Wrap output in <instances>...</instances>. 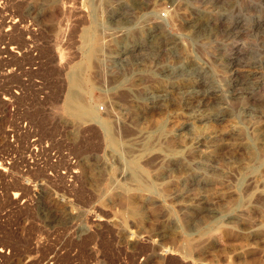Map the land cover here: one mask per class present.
<instances>
[{
    "label": "rangeland",
    "instance_id": "obj_1",
    "mask_svg": "<svg viewBox=\"0 0 264 264\" xmlns=\"http://www.w3.org/2000/svg\"><path fill=\"white\" fill-rule=\"evenodd\" d=\"M263 159L264 0H0V264H264Z\"/></svg>",
    "mask_w": 264,
    "mask_h": 264
},
{
    "label": "bare ground",
    "instance_id": "obj_2",
    "mask_svg": "<svg viewBox=\"0 0 264 264\" xmlns=\"http://www.w3.org/2000/svg\"><path fill=\"white\" fill-rule=\"evenodd\" d=\"M10 27H9V29L11 28V29H15V28H17L18 27V25H16L15 23H13V22H11L10 24ZM204 25V24H203ZM200 26V25H199ZM206 26V25H205ZM204 26V27H205ZM208 26V25H207ZM206 26V27H207ZM203 26L201 27L202 29H201V32L202 31H204V28ZM199 28V27H198ZM18 29V28H17ZM200 31V30H199ZM123 54V53H122ZM118 60V59H117ZM123 60V59H122ZM120 61V60H119ZM210 88V87H209ZM8 89H10V88H8ZM70 90H72V89H70ZM6 95V94H5ZM9 96H5L3 99H4V101L6 102V101H8L9 100ZM66 100L68 101V102H72V101H74L75 100V98H74V95L71 93V92H69V91H67L66 92ZM9 102V101H8ZM76 111V110H75ZM82 113V112H81ZM78 114V113H77ZM86 117H87V119L88 120H90L91 122L92 121H94V123L96 122V123H99V124H101V126H102V129L105 131L104 133H106V131H108V125L106 124V123H103L102 122V120L101 119H99L98 118V116L96 115V114H94L93 112H91L90 110H89V112H87L86 114ZM74 116V115H73ZM85 117V118H86ZM160 128H163V127H160ZM19 129H20V127H19ZM159 129V127L157 128V130ZM161 129H159V131H160ZM155 131V130H154ZM6 136V135H5ZM110 136V141H111V143L112 144H114V147H115V145H117V142L115 141V140H113V137L111 136V135H109ZM249 136V135H248ZM114 138H116V137H114ZM253 138V137H252ZM246 139H247V137H246ZM249 139V138H248ZM251 139H249L248 141H250ZM245 141V140H244ZM251 141H253V140H251ZM119 142H121V141H119ZM257 142V141H256ZM254 143V142H253ZM148 144V143H147ZM28 145V144H27ZM253 145V144H252ZM247 146V145H246ZM254 146V145H253ZM111 147H113L112 145H111ZM151 147V146H150ZM249 147V146H248ZM255 147H256V145H255ZM117 148V147H116ZM144 148V147H143ZM257 148V147H256ZM172 151V150H171ZM249 154H251V152L249 153ZM261 154V153H260ZM263 155V154H262ZM262 155H260V157L262 156ZM257 156H259V154L257 155ZM255 157V156H254ZM7 158V157H6ZM131 158V157H130ZM255 160V159H254ZM264 160V159H263ZM130 161V160H129ZM132 161V160H131ZM252 162V161H251ZM255 162V161H254ZM3 163V162H2ZM5 163V162H4ZM257 163V162H256ZM259 163H261V162H259ZM263 164H264V162H262ZM12 164V163H11ZM134 164V163H133ZM251 165V164H250ZM134 166H136L135 164H134ZM133 166V167H134ZM252 166V165H251ZM251 168V167H250ZM9 169V167L7 168V166H0V173H2V174H5V173H7V170ZM130 169H134V168H131L130 167ZM11 170V169H10ZM17 170V169H16ZM134 170H136V169H134ZM134 170H132V173L131 174H133V171ZM248 169H246V171H247ZM255 170H257V169H255ZM136 172V171H135ZM138 172V171H137ZM254 172V171H253ZM252 172V173H253ZM256 172V171H255ZM9 173V172H8ZM138 174H139V172H138ZM250 174V173H249ZM248 174V175H249ZM134 175H136V173L134 174ZM2 176V175H1ZM246 176V175H245ZM244 176V177H245ZM250 176V175H249ZM7 177V176H6ZM132 177V176H131ZM138 177H140V175H138ZM137 178V177H136ZM250 178V177H249ZM251 178H253V176L251 177ZM133 179V178H132ZM248 179V178H247ZM247 179H245V180H247ZM261 179V178H260ZM135 180H137V179H135ZM251 180V179H250ZM132 181V180H131ZM145 182V181H144ZM141 183V182H140ZM146 183V182H145ZM144 184V183H143ZM148 185H149V183H148ZM148 185H146L147 187H151V186H148ZM152 185H153V183H152ZM249 185V184H248ZM145 186V187H146ZM254 186V185H253ZM143 187H144V185H143ZM146 187V188H147ZM152 188H153V186H152ZM251 188V187H250ZM151 190H154V188L153 189H151ZM124 193V192H123ZM107 194V193H106ZM240 195V194H239ZM90 196H91V194H90ZM107 196V195H106ZM114 196V195H113ZM240 197H241V195H240ZM13 198L14 199H16V194H14L13 195ZM88 198V197H87ZM243 199V198H242ZM80 200V199H79ZM122 200V199H121ZM243 200H245V199H243ZM236 201V200H235ZM241 201V200H240ZM11 202H13V201H11ZM237 202V201H236ZM241 203H243V202H241ZM237 204V206L239 205L238 203H236ZM129 205V204H128ZM232 206V205H231ZM227 208V207H226ZM229 208V207H228ZM234 208V207H233ZM238 208V207H237ZM242 208V207H241ZM97 210V209H96ZM226 210V209H225ZM99 211V210H98ZM132 211V210H131ZM229 211V210H228ZM128 212L130 213V209L128 210ZM234 212V211H233ZM241 212V211H240ZM76 213V212H75ZM136 213V212H135ZM216 213V212H215ZM225 213V212H224ZM231 213V212H230ZM121 214V213H120ZM137 214V213H136ZM227 214V213H226ZM118 215V214H117ZM123 215V214H122ZM125 215V214H124ZM132 215V214H131ZM220 215V214H219ZM240 215V214H239ZM95 216H97V214H95V212H94V214H92V216H91V218L92 217H95ZM231 216V215H230ZM234 217V216H233ZM216 218V217H215ZM221 218V217H220ZM220 218H218V219H220ZM236 218V217H235ZM212 219H214V218H212ZM239 219V218H238ZM91 220H93V219H91ZM115 220V219H114ZM175 220V219H174ZM117 223L118 224H116V225H118V228H120L122 231H125L126 230V226L125 225H127V224H125V220L122 218V219H117ZM177 221V220H176ZM210 221H212V220H210ZM209 221V222H210ZM140 222V221H139ZM175 222V221H174ZM209 222H208V224H209ZM104 223V222H103ZM105 224V223H104ZM107 224V223H106ZM108 225V224H107ZM207 225V224H206ZM205 225V226H206ZM202 229V228H201ZM249 230V229H248ZM210 230H208L207 232H209ZM212 231V230H211ZM89 232H90V230H89V228L88 227H86V226H80V228H79V230L78 231H76V234H77V236H76V240H78V241H81V240H83V242L85 241V239H89V238H87L88 237V234H89ZM210 233V232H209ZM207 236V235H206ZM140 238V237H139ZM143 238V237H142ZM156 239V238H155ZM62 240V239H61ZM153 241L155 242V240L153 239ZM181 247V246H180ZM179 247V248H180ZM167 250H165V255H167ZM3 255V249L2 248H0V255ZM53 257H50V259H52ZM47 261V260H46ZM53 264V263H52Z\"/></svg>",
    "mask_w": 264,
    "mask_h": 264
}]
</instances>
